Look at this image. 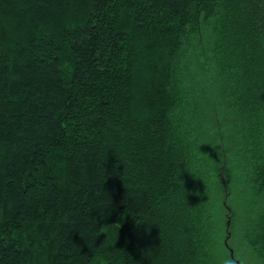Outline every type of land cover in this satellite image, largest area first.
<instances>
[{"label": "trees", "instance_id": "16d2710c", "mask_svg": "<svg viewBox=\"0 0 264 264\" xmlns=\"http://www.w3.org/2000/svg\"><path fill=\"white\" fill-rule=\"evenodd\" d=\"M236 261L264 264V0H0V264Z\"/></svg>", "mask_w": 264, "mask_h": 264}, {"label": "water", "instance_id": "95a60500", "mask_svg": "<svg viewBox=\"0 0 264 264\" xmlns=\"http://www.w3.org/2000/svg\"><path fill=\"white\" fill-rule=\"evenodd\" d=\"M225 246H226V248L229 251L230 257L233 259V251L227 246V243L226 242H225ZM235 264H239V262L236 261Z\"/></svg>", "mask_w": 264, "mask_h": 264}, {"label": "rangeland", "instance_id": "374dc122", "mask_svg": "<svg viewBox=\"0 0 264 264\" xmlns=\"http://www.w3.org/2000/svg\"><path fill=\"white\" fill-rule=\"evenodd\" d=\"M225 242L227 243V246H228V241H227V239L225 238V240H224V244H225ZM226 247V246H225ZM229 247V246H228ZM227 249V248H226ZM232 250V249H231ZM238 262V261H237Z\"/></svg>", "mask_w": 264, "mask_h": 264}]
</instances>
